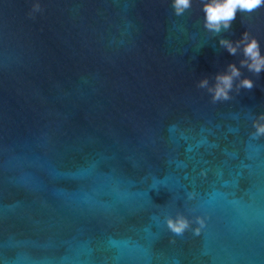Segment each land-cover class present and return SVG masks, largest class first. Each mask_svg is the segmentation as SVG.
<instances>
[{"label": "water", "instance_id": "obj_1", "mask_svg": "<svg viewBox=\"0 0 264 264\" xmlns=\"http://www.w3.org/2000/svg\"><path fill=\"white\" fill-rule=\"evenodd\" d=\"M245 31L264 55V7L214 33L202 0H0V264H264V70L220 44Z\"/></svg>", "mask_w": 264, "mask_h": 264}, {"label": "clouds", "instance_id": "obj_2", "mask_svg": "<svg viewBox=\"0 0 264 264\" xmlns=\"http://www.w3.org/2000/svg\"><path fill=\"white\" fill-rule=\"evenodd\" d=\"M192 7V0H172V8L175 15L180 16L186 9ZM264 7V0H202V11L204 13V27L210 32L219 33L221 29L231 27V22L236 18L237 11L252 13L254 10ZM33 11H42L39 2L33 4ZM33 12H29L32 16ZM220 44L226 47L229 54H235L240 45H243V53L247 58L241 64L246 65L250 71L259 73L264 70V55H261L259 41L248 31L242 34L240 40L235 43L221 39ZM230 72L217 76V85L214 89L213 99H227L228 91L232 87L233 77L239 76V69L235 65H229ZM202 86L207 81H202ZM240 86L251 89L253 82L250 79H243ZM254 131L251 133L253 139L264 137V114H261L253 121ZM194 194H189L188 200H192ZM192 213L195 210H191ZM206 214L185 215L184 212L177 211L174 215L167 214L163 218V223L173 236H183L190 231L193 236H200L206 227Z\"/></svg>", "mask_w": 264, "mask_h": 264}]
</instances>
